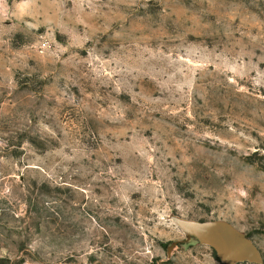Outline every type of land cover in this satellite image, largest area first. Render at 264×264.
I'll list each match as a JSON object with an SVG mask.
<instances>
[{"label":"rangeland","instance_id":"374dc122","mask_svg":"<svg viewBox=\"0 0 264 264\" xmlns=\"http://www.w3.org/2000/svg\"><path fill=\"white\" fill-rule=\"evenodd\" d=\"M219 222L264 264V0H0V264H226Z\"/></svg>","mask_w":264,"mask_h":264},{"label":"water","instance_id":"95a60500","mask_svg":"<svg viewBox=\"0 0 264 264\" xmlns=\"http://www.w3.org/2000/svg\"><path fill=\"white\" fill-rule=\"evenodd\" d=\"M212 229L211 244L226 264L239 262L262 263L260 251L254 242L231 225L219 222L208 226Z\"/></svg>","mask_w":264,"mask_h":264}]
</instances>
